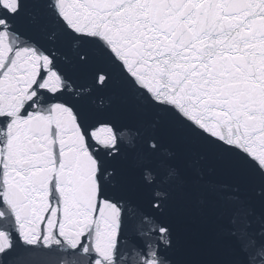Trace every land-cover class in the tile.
Listing matches in <instances>:
<instances>
[{
    "label": "snow or ice",
    "instance_id": "obj_1",
    "mask_svg": "<svg viewBox=\"0 0 264 264\" xmlns=\"http://www.w3.org/2000/svg\"><path fill=\"white\" fill-rule=\"evenodd\" d=\"M0 264H264V0H0Z\"/></svg>",
    "mask_w": 264,
    "mask_h": 264
}]
</instances>
